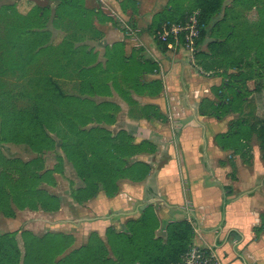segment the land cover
I'll list each match as a JSON object with an SVG mask.
<instances>
[{
    "label": "crops",
    "instance_id": "0c3cea01",
    "mask_svg": "<svg viewBox=\"0 0 264 264\" xmlns=\"http://www.w3.org/2000/svg\"><path fill=\"white\" fill-rule=\"evenodd\" d=\"M188 2L112 0L107 8L112 18L105 23L96 20L93 3L80 4L93 25L105 30L86 41L90 73L78 80L85 82L78 93L82 99L86 91L89 100H79L78 107L96 113L90 123L112 135H129L138 145L132 159L150 170L137 181L120 179L114 196L100 192L83 203L61 199L54 212L61 220L49 227L66 233L74 228L75 243H85L92 232L105 238L109 226L122 228L152 205L159 220L156 236L164 239L168 222L186 220L193 244L211 248L222 264H264V134L258 124L264 121V84L251 72L244 83L230 81L183 48L154 41L149 32L156 15ZM189 12L178 19L163 15L157 29ZM116 13L130 22L116 24Z\"/></svg>",
    "mask_w": 264,
    "mask_h": 264
},
{
    "label": "rangeland",
    "instance_id": "374dc122",
    "mask_svg": "<svg viewBox=\"0 0 264 264\" xmlns=\"http://www.w3.org/2000/svg\"><path fill=\"white\" fill-rule=\"evenodd\" d=\"M84 1L0 0V123L18 108L38 103L50 114L52 132L49 136L54 140L52 148L41 152H34L24 143H0V234L14 236V241L4 245L1 263L18 261L22 264L26 255L32 262L58 261L90 239L89 235L85 243H75L73 233L77 230L74 228L69 231L71 233L50 229L51 223L61 220L53 212H50L52 215L23 216L19 211L29 209L25 204L37 205L45 200L44 192L54 191L61 199L69 198L73 184L79 179L63 148L73 145L85 132L86 142L94 143L101 139L102 130L106 129L90 123L89 119L97 116L87 105L78 107L79 100H89L86 91L80 92L84 96L81 99L78 89L85 87V82L81 84L78 80L87 78L90 72H73V62L83 58L82 68L78 69H85L86 41L105 30L104 25L96 28L90 15L79 10ZM87 1L95 6L96 20L105 23L112 18L107 10L112 0ZM63 2H68L64 12ZM223 3L222 10L206 26L205 38L196 47L198 64H207L213 71L225 72L228 80H241L242 83L251 72L256 81L264 84V0H224ZM196 4L197 0H189L186 7H178L179 10L169 15L178 19L183 12L196 10ZM163 15L162 12L156 15L154 28L149 32L155 42L154 30L160 26ZM130 20L115 14L114 22L120 26ZM62 39L71 41L66 48L68 57L64 55ZM12 127L6 124L4 135L10 137L18 132L22 137L29 131L21 125ZM39 139H33V146H45ZM130 141L116 138L117 143L124 145ZM40 208L37 206L36 210H43ZM12 211L13 215H8ZM16 216L15 220L7 218ZM30 221L35 225H29ZM54 234L57 235L51 236ZM62 234L69 238L66 240ZM40 238L53 239L50 249L41 251ZM15 248L19 250V257Z\"/></svg>",
    "mask_w": 264,
    "mask_h": 264
},
{
    "label": "trees",
    "instance_id": "16d2710c",
    "mask_svg": "<svg viewBox=\"0 0 264 264\" xmlns=\"http://www.w3.org/2000/svg\"><path fill=\"white\" fill-rule=\"evenodd\" d=\"M78 1L76 0V3ZM223 1L197 0L196 10L199 12L200 28L199 36L196 40L197 45L201 44L205 38L206 26L210 25L213 17L222 10ZM66 6H68V2H63V12L66 10ZM62 40H64L62 43L64 55L68 57L67 53L69 51L66 48L71 41ZM86 54L87 52H85ZM196 54L194 55L196 56ZM80 60L83 61V58ZM84 60L86 61V58ZM67 61L64 62L65 66L68 63ZM81 61L76 60V62H73V72H78V74L81 72L88 73L89 68L87 65L85 69H81ZM78 67L81 68L78 69ZM259 89L261 87L257 85L255 90ZM49 115L48 110L38 103L18 108L5 118V122L0 123V143H24L30 146L34 152L52 148L54 140L49 136V132H52ZM6 124L12 125V129H15L18 125L25 126L29 131L22 137L18 132L8 137L3 133ZM258 124L260 125L259 131L262 132L260 135L263 137L264 121H259ZM255 126L253 127L255 128ZM79 131L81 133L85 132L83 130ZM102 131L104 133L103 136L101 139L95 140L94 143L86 142L85 134L87 132H85L77 137L73 145L63 148L67 157L73 162L76 177L79 179L76 184H73L69 192L70 197L77 203H83L100 192H104L108 196H114L119 190L118 181L120 179L130 177L132 180L137 181L146 176L150 170L149 164L132 159L138 149V145L132 142V138L129 135L125 133L124 135L122 133L112 135L106 129ZM37 138H40L39 141L43 142L45 146H33L32 141ZM116 138H125L131 141L129 144L126 143L124 145L117 143ZM103 148H105V155L101 152L104 150ZM47 176L48 174H46ZM44 193L46 194L45 200L39 201L37 205L25 204V207L36 210L37 206H40V209L54 213L60 207L61 198L54 191ZM15 203L17 206L20 205L17 202ZM8 215H13V211L9 212ZM158 227L159 220L153 206L146 205L142 209L140 217L127 220L122 228L109 226L105 231V238L92 232L87 243L58 261L42 259L39 262H32L29 256L26 255V259L22 264H172L180 262L182 256L193 244L192 225L186 220L168 222L165 227L164 239L155 235ZM0 235V255H2L4 245L6 242L9 244V242L14 241V236L6 233ZM55 235L57 234L51 236ZM62 237L66 240L69 238L66 234H62ZM52 240V238L47 240L40 238L41 251L42 249H50ZM15 249L17 257H19V250ZM57 249L59 251L62 250L60 246ZM3 263L19 264L18 261ZM3 263L0 262V264Z\"/></svg>",
    "mask_w": 264,
    "mask_h": 264
},
{
    "label": "built area",
    "instance_id": "2783aa9c",
    "mask_svg": "<svg viewBox=\"0 0 264 264\" xmlns=\"http://www.w3.org/2000/svg\"><path fill=\"white\" fill-rule=\"evenodd\" d=\"M198 16L199 12L196 10L187 14L181 21L165 23L155 31L154 37L168 49L180 47L193 57L200 29ZM172 264H222V262L211 248L192 244L181 261Z\"/></svg>",
    "mask_w": 264,
    "mask_h": 264
}]
</instances>
